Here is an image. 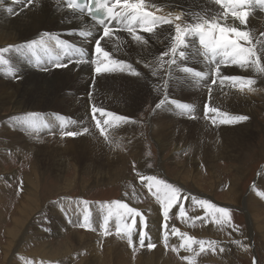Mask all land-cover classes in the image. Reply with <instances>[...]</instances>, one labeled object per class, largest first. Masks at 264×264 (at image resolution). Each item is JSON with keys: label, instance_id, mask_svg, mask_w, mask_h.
I'll return each instance as SVG.
<instances>
[{"label": "bare ground", "instance_id": "6f19581e", "mask_svg": "<svg viewBox=\"0 0 264 264\" xmlns=\"http://www.w3.org/2000/svg\"><path fill=\"white\" fill-rule=\"evenodd\" d=\"M145 3L155 5V8L149 7L148 10L162 16L181 12L205 15L209 11L212 15H215L222 11L220 6L214 3V0H145ZM68 4L69 0H28V2L26 0H0V49L13 46L10 51L4 53V59L8 60L9 63L7 65L0 64V112L10 111L8 114L0 113L3 126L0 134V143L15 153L26 152L33 159L29 173L24 176L25 190L22 200L17 203L13 212L9 213L11 214L9 221H11L12 226L7 228L5 234H8L10 238L14 239L23 229V225L32 220V216L40 211V206L43 205L40 204L41 170L52 171L55 174L60 173L66 166L65 157L71 156L75 160L78 171H87L95 176L104 174L111 181H118L120 177L124 178L127 171L126 163L129 158L127 154L121 151L122 145L126 143L133 148L132 152L134 154L140 153L141 144H143L145 136L137 118L143 107L150 103L153 113L152 115L150 114L148 124L153 128L151 129L155 135L154 138H156L155 140L153 138V140L156 141L161 151L169 148L174 140L169 138L165 130L177 122L197 125L206 129L212 125L219 128L218 137L222 138L223 145L218 146V148L212 147L210 154L207 155L205 160L206 167L210 169L208 177H211L212 173L215 178L214 182L207 184L212 191L217 190L221 181L216 176L218 171L216 162H222L221 164H224V161L243 162L245 157L250 155L252 151L255 153L257 147L259 148V154L261 156L264 155V149L259 146L256 139L259 138L262 127L255 119V117L259 116L256 114L258 103L264 105V76L252 69H240L236 65L232 69H227L228 71L226 72L224 70L227 66H223L224 68H221V76L240 75L255 79L256 84L253 87L256 90L249 91L247 88L241 90L239 87H232L230 83L221 85L219 81H217V84L212 85L211 80L215 76L210 69H213L215 62L210 61V58L204 55L203 47L198 43V37L188 38V47L178 50V52L184 51L186 53L185 57L181 58L177 53L176 63L169 65L167 61L172 59L171 56H164L163 60H161L163 53L168 52L173 43L174 28L167 24L160 25L162 31L157 30L156 34H148L138 30V34L144 37L145 41H147L146 43L133 40L125 29H118L116 25L111 26L115 29L112 41L107 45H105L104 41H101L102 46L112 53L114 59L123 60L131 64L141 75L137 77L128 71L96 74L94 65L91 63L95 57L91 56L85 59L88 61L87 63H77L81 57L63 53L62 49L57 46L55 39L48 40L45 35L50 33L53 38L59 37L61 40L74 44L76 47H83L85 51L87 50V53L91 52L94 54L95 39L102 34L101 27L90 20L86 12L81 14L79 10L69 8ZM10 8L12 9L11 12L9 11ZM185 19H188V17L186 16ZM221 22L230 26L241 27L242 29L246 27L247 30L251 31L254 43L256 39L264 40V36H261V33H264V10L258 7L252 10L246 26L240 25L238 21L234 22L230 16L226 20L221 17ZM80 32H91L92 36L88 37L87 39L89 40L85 42V38L80 36ZM42 36L48 41L47 48L25 49L23 52L16 50L17 47L26 42L39 41ZM58 57L59 62L67 64V67L57 68L55 66ZM209 62L214 63L212 68L208 66ZM262 62H264V57H262ZM161 64H163V67H161ZM184 68H192L193 73L194 71H199L209 73V75L204 78L197 77L193 73L184 72ZM152 72H155L156 75L153 76ZM165 81H167V87H165ZM209 87H211L210 94ZM165 94L169 100L194 105L195 113L180 110L173 103H166L160 109H156V104L165 97ZM186 96L191 99H184ZM93 105L108 112L129 117L130 122L118 125H104L106 136L101 135L95 127V120L91 116ZM205 106L218 108L221 113H226L228 116L244 115L248 119L237 124L226 125L219 123L222 117L217 115V123L211 124V122L210 125L208 124L209 118L206 117L204 112ZM28 113L38 114L37 127H29L22 121L21 118ZM186 113H188L187 116L184 115ZM201 116L205 118L202 119ZM97 118H99V114H97ZM206 118H208V121L205 120ZM84 127L89 129L86 134L77 137L63 135L66 131L82 132ZM117 144L120 147H117ZM174 146L177 147V144ZM172 148L170 147V149ZM197 170L198 168H195L193 174L186 175L183 179L184 182L188 184V181H192V183L196 184L195 178L198 179L196 172H199ZM236 174L232 175L228 194H226L229 196L227 198L232 202L239 203L241 198H239L237 176L240 175ZM98 182L96 183L98 184ZM259 183L264 186V172L259 178ZM198 186L202 187L203 185L200 184ZM230 193H233L234 196L230 197ZM184 195L196 197L198 200L203 199V195L197 194L190 189H184ZM188 200L194 203L191 198ZM252 200L256 203H261L262 201L258 197L256 198L255 195ZM262 202L264 203V201ZM76 205H78L77 202L70 199H63L58 204L50 205L47 211L43 213V222L50 224L52 229L60 234L61 227L65 228V223L62 220V210L64 212L72 210ZM82 205L83 203L80 204V206ZM245 206L253 224L255 217L258 218L263 211L261 209L259 211L255 210L247 201ZM143 207L154 214L151 218L152 224L148 230L152 232L151 235H154L152 239L155 242L160 241L161 237L163 238V233L159 230L160 214L158 207L153 202L143 205ZM178 209L179 205L176 206V210ZM105 213H107L105 210L97 212L95 216L104 218L107 215ZM110 220L116 221L113 217ZM186 225L187 223H185V228ZM66 229H69V234L65 238L69 242L76 241L79 246H82L90 239L86 233L81 234V231L72 230L70 226L69 228L66 227ZM180 232L184 231L180 230ZM171 236L169 234L168 240L173 239L180 246L182 243L180 237L175 235L174 238H171ZM12 242L13 240L4 249L3 264H12L11 261H8L9 253L13 247ZM57 243L59 242L57 241ZM61 243L60 241L59 244ZM127 246L123 242H117L112 239L108 253V258L109 256L112 258L110 260L107 257L104 258L105 255H100L99 251L95 252L97 250L95 247V254L92 253L90 255V262L87 264H180L175 262V259L173 260L161 244H158L152 252L150 251V255H146L147 252L144 251L135 261L131 260L132 255ZM42 248L41 253L33 257L30 256L31 254H24L26 257L24 264H32V261L34 263L40 262L39 260H42L40 263L44 264L43 258L55 259V257H61L65 255L64 250L67 249V247L66 249H62V247L55 248L53 243L45 244ZM68 250L69 248L66 251L68 252ZM185 254L190 255V252L187 253L186 251ZM216 255L218 256V254Z\"/></svg>", "mask_w": 264, "mask_h": 264}, {"label": "rangeland", "instance_id": "374dc122", "mask_svg": "<svg viewBox=\"0 0 264 264\" xmlns=\"http://www.w3.org/2000/svg\"><path fill=\"white\" fill-rule=\"evenodd\" d=\"M160 25L163 26L165 24H160ZM160 25L156 26L153 34H156L158 31H162ZM213 64L214 63L209 62L208 66L212 68ZM223 66H227L224 70L226 72L228 71L227 69H232L233 67H235V65L229 64V65H221V68ZM214 67L215 64L213 66V69ZM184 99L190 100L191 98L186 96ZM5 112L2 111L0 113L1 114L10 113V111L7 110ZM256 112H257L256 114L259 116H257V118L255 117V119L257 120V122L261 124L262 127V132H260L259 138L256 139L259 146H261L264 149V105L262 103H258V108H256ZM152 113H153V108L150 103L147 104V106L145 105L143 107L137 118L139 125L141 126V129L144 132V136L146 137V138L144 137L143 144H141L142 148L140 153L134 154L132 152L133 148L129 147L128 144L126 143L122 145L123 147L121 151L124 154H127L128 155L127 157L129 158L127 160L128 162L126 163L127 171L125 172L126 174L124 173L125 174L124 178L120 177L118 181L117 180L111 181L104 174H102L103 176L102 175L95 176L93 175V173L91 174L87 171L85 172L78 171L76 162H74L75 160L71 156L65 157L66 166L60 172L61 174L60 173L55 174L52 171L41 170L42 179H41L40 191L43 193L40 192V200H41L40 204L43 205L40 206L41 207L40 211H38L35 215L32 216V220L26 222L25 225L27 226L23 225L24 227L21 230L23 232L20 231L19 234L14 239L10 238L8 234H5L7 228L8 227L11 228L12 226L11 221H9V219L11 218V214L9 213L13 212L14 207L17 205L18 202L22 200L21 198L25 190L24 176L26 175V173H29L31 161L33 159L30 158V156H28L26 152H24L25 154L23 152L15 153L11 149L7 148L6 146L0 143V214L2 215L0 217L2 218L0 219L1 220L0 221V226H1L0 227V264H3L2 263L3 255L5 254L4 249L9 245V242H11V240H13L12 242L13 247L11 249V252L9 253L8 261H11L12 264H24L26 258L24 254L25 255L31 254L30 256L32 257L38 255L39 253H41V249H43L42 247L45 246V244L47 245L51 243H53V247L55 248L62 247V249L64 248L66 249L67 247V249L69 248V250L68 252L66 251L67 249L64 250L65 255L58 258L55 257L56 260L51 258H43V261H45L43 262L44 264L46 263L47 264H84V262L85 264H87L88 262H90L89 261L90 255L92 253L95 254V252L98 251L100 252L99 253L100 255L102 256L105 255L104 258L106 257L108 258L109 248L111 247L112 239L117 242L118 241L123 242L126 246L128 245L127 248L128 250L130 249L129 251L132 255L131 260L134 261L137 260V258L141 256V254L144 251L147 252L146 255H150V253L156 249V247L152 249H149L147 247L148 243L151 242L157 245L161 244L162 247L165 248L166 252L171 255L173 260L175 259L174 261L179 262L180 264H190L188 260L183 259V257L185 256L193 257L195 264H224V263L253 264L254 261L255 264H264V220H263L264 203L262 202L264 201V196L261 195V193H264V188H263L264 186L259 183V178L261 174L264 172V155L261 156L259 154L258 151L259 148L257 147L255 153L254 151H252L250 155L246 156L243 162L224 161V164H221L222 162L221 163L216 162L218 169V171L216 172V176H218V180L221 181L217 190L212 191L207 184L209 182L211 183L214 182L215 178L212 173L210 175L211 177H208L210 173V169L206 167L207 165L205 160L207 155L210 154V150L212 147L218 148V146L223 145L222 138L218 137L219 128L212 125L211 126L212 128L210 127L211 129L210 128L206 129V128L198 127L197 125H190L187 123L177 122L178 124L175 123V125L169 127L170 130L169 129L165 130L169 138L174 139L171 142V145L173 146L170 145L169 148L161 151L156 141H154L156 138H154L155 135L152 131L153 128L152 126H150V124H148L150 121L149 118L152 115ZM1 114L0 117L2 116ZM184 115L187 116L188 113ZM181 116L183 115L181 114ZM201 117L202 119L205 118V117L203 118V116ZM207 119L208 118H206L205 120L208 121ZM209 121L208 124L211 123V121L210 122ZM176 125L178 126V128ZM2 127L3 126L0 119V134H1V130H3ZM176 144L177 147L174 146ZM170 147L173 148L170 149ZM199 147L202 149L199 150L200 149ZM195 163L198 164L195 165ZM69 165L71 166L67 167ZM195 168H198L197 171H199L196 172L197 174L196 177H198V179L197 178L195 179L197 183L194 184V182L192 183V181H188V184L187 182L185 183L183 180L184 177L186 175L188 176L189 174H193ZM230 170L232 171L231 173ZM235 174L240 175L237 176L238 178L237 183H238L239 195H240L239 198H241L239 199L241 201L239 203L238 202L234 203L227 198L229 197L227 194L230 187V181L233 177L232 175ZM45 176L51 178L48 179ZM147 176H156L159 179L166 180L167 182L175 185L176 187H179L182 190V196H185L184 189H190L192 191H195L197 194L203 195V200H208L211 203L217 205L218 207L229 209L231 213L232 223L239 227V231H236L234 228H230L227 225H224L223 227L216 225L215 222L211 219V217L206 215V210L204 208L199 207V205L196 204L195 202L193 203L190 202L189 200L182 199L181 203L183 204V207L185 209L186 218L182 219L180 217L179 211L176 210V206H174L170 210L169 219H168V230L170 236L172 235L171 238L175 237V235L170 233L171 228L175 226L177 227V229L186 232L188 235L190 236L193 235L192 237L196 238L197 240L218 242V246L216 247L215 251H213L210 247H208V245H205V251L200 252L199 251L200 246L197 244L193 246L195 252H190L189 255V254H185L187 250L183 248L180 249L179 243L177 241H174L173 239L168 240L167 246H165L162 237L160 241L158 240L159 242L158 241L155 242L152 239L154 235H151L152 232L148 230L150 228V225L152 224L151 218L153 217L154 214L151 213L149 209H146L144 207L142 208V206L149 204L150 202L156 203L160 214L159 230H161V233H163L162 206L160 202L156 199V197L153 196L151 192L148 190L147 181H145L143 184L141 183V177H147ZM178 180L182 182L181 183L182 186ZM85 181L87 182L85 183ZM96 182H98V184ZM200 184L203 186L199 187L198 185ZM251 192L253 195L251 194ZM232 195L233 193H230V197H232ZM254 195L256 196V198L258 197L260 201L262 200L261 203H256L252 200ZM63 199H67V200L70 199L76 201L78 205H76L75 208H73L72 210H68L65 212L64 210H62L61 214H62V220L65 223V228L61 227L60 230L61 233L59 234L58 232L52 229L50 224H48L45 221L43 222V218H44L43 213L47 211L50 205L58 204L57 202H60ZM115 201H122L124 203H127L130 207L137 208L146 217V227L141 223L140 217L136 218V232L133 234V245H130L126 239H122L120 236L116 234L117 221L110 220L108 224V230L110 234L105 235L104 227H103V217L95 216L97 212H101L104 210L105 212H108L109 205H112L113 202ZM246 201L249 204H251V207L255 208V210L259 211V209H261L263 211V213H260L261 215V216L259 215L260 217L259 216L258 218L255 217L253 224L246 210V206H245ZM81 203H83L82 206H80ZM85 214H88L90 217V221H91L90 228H85L80 226V224L83 222V216ZM189 217L191 219H188ZM113 218L116 220L115 217ZM130 221L131 218H129V222ZM185 223H187L186 228L184 227ZM69 226L72 227V230L81 231V234L86 233L90 239L92 238L91 240L88 239V242L90 241V243L87 242L84 245H82L83 246L82 247L79 246V244H77L76 241L69 242L67 238H65L69 234V229H66V227L69 228ZM141 229L148 232L150 238L148 240H145L144 246H140L138 241V235ZM61 239L64 241H62ZM59 240L62 242L61 244H59L60 243ZM57 241L59 243H57ZM234 241H240L243 246L234 243ZM95 247L97 248V250L95 249ZM221 248L223 249V251L220 250ZM94 249L96 250L95 252ZM174 249H179V251H176ZM187 253L189 252L187 251ZM216 254H218V256ZM111 258L112 257L109 256L108 259L110 260ZM39 261L41 262L42 260ZM40 262L34 263V261H32V264H42Z\"/></svg>", "mask_w": 264, "mask_h": 264}, {"label": "snow or ice", "instance_id": "6c2138e0", "mask_svg": "<svg viewBox=\"0 0 264 264\" xmlns=\"http://www.w3.org/2000/svg\"><path fill=\"white\" fill-rule=\"evenodd\" d=\"M28 2V0H26ZM216 5H219L222 9L221 12L212 15L206 13L205 15L189 13L169 14L168 16L157 15L156 12L148 10L149 7L155 8V5H148L145 0H69V8L73 10H79L81 14L85 11L93 19L98 20V24L102 27V34L95 39L94 43V55L95 59L92 60L94 65V72L96 74L101 73H115L128 71L132 75L139 77L140 72L136 71L131 64L126 63L123 60L114 59L112 53L107 51L102 46L101 41H104L105 45L112 41L115 29L111 27L112 21L127 31V33L137 42L146 43L144 37L138 34V30H142L145 33H153L156 26L160 24H167L174 28L173 43L168 52L163 53L161 60L164 56H171L172 59L167 61L169 65L176 63V56L183 58L186 53L179 51L181 48L188 47V38L198 37V43L203 47L204 55L210 58V61L215 62L214 69H210L214 73L215 78L211 80V84H217V81L221 85L230 83L232 87H239L241 90L247 88L249 91H255L253 85L256 84V80L240 76V75H224L221 76V65H236L240 69H252L256 73L264 76V40L254 38L251 31L245 28L230 26L227 23L221 22V17L226 20L229 16L233 21H238L240 25L246 26L248 18L252 14L254 8H260L264 10V0H214ZM11 12L12 9L10 8ZM100 14V15H97ZM188 19H185V17ZM48 40L55 39L56 44L62 49L63 53L67 55H78L81 57L77 63L84 64L88 61L83 59L87 53L83 47H76L74 44H70L67 41L61 40L59 37L53 38L51 34H45ZM80 36L85 38V42L89 36H92L91 32H80ZM264 36V33H261ZM107 38V39H105ZM47 40L44 36L39 41L32 40L16 48L17 51L23 52L25 49L35 50L38 47L47 48ZM259 45V47H257ZM13 46L0 49V64L7 65L8 60L4 59V53L12 49ZM57 68L67 67V64L60 63L59 57L55 65ZM147 66V65H146ZM163 67V64H161ZM47 70V69H45ZM184 72L193 73L192 68H184ZM197 77H206L209 73L196 71L193 73ZM155 76L156 73L152 72ZM165 87H167V81H165ZM211 93V87H209V94ZM166 103H173L180 110L192 113L195 111V107L192 104L181 103L175 100H169L167 95L163 99H160L156 104V109H160ZM204 112L206 117L211 119L212 124L217 123V115L222 118L219 120L220 124L233 125L241 121H246L247 116L237 115L228 116L226 113H221L220 109L205 106ZM99 114V118H97ZM92 119L95 120V127L99 130L101 135L106 136V128L104 125H118L126 124L130 122V118L119 115L116 113L108 112L103 108H98L95 105L91 108ZM195 118V117H193ZM22 121L29 127H37V113H28L25 117L21 118ZM89 132L87 127H84L82 132L79 131H66L63 135L68 137H77ZM120 147L119 144L116 145ZM147 181V188L153 196L160 202L162 206L163 215V240L165 246L168 244L169 230L168 219L170 210L179 205V215L182 219L186 218L185 209L181 200H188L191 198L199 207L206 210V215L210 216L216 225L223 227L227 225L230 228H234L239 231V227L232 223L230 210L227 208L218 207L208 200L197 199L196 197L182 196V190L179 187L167 182L166 180L159 179L156 176L141 177V183ZM264 196V193H261ZM59 203V202H57ZM86 203V202H85ZM116 218V234L122 239H126L130 245H133V234L136 232V218L140 217L141 223L146 227V217L143 213L135 207H130L127 203L122 201H115L112 205H109L107 215L103 218L104 234L109 235L108 230L109 220ZM129 218L131 221L129 222ZM188 219H191L190 217ZM81 227L90 228L91 221L88 214L83 216V222ZM171 233L180 237L182 243L180 248H183L189 252H195L194 245H199L200 252L205 251V245H208L213 251L218 246L216 241L197 240L196 238L188 235L185 232H180L179 229L171 228ZM148 232L143 229L140 230L138 235V241L140 246H144L145 240H148ZM234 243L241 245L240 241H234ZM147 247L149 249L155 248L156 244L149 242ZM179 251V249H174ZM223 251V249H220ZM183 259L188 260L190 264H195L193 257L185 256ZM255 264V261L253 262Z\"/></svg>", "mask_w": 264, "mask_h": 264}]
</instances>
